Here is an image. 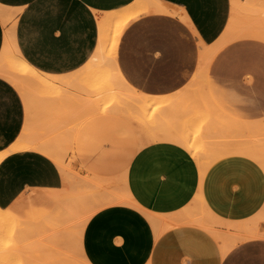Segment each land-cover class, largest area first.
<instances>
[{
    "label": "crops",
    "instance_id": "0c3cea01",
    "mask_svg": "<svg viewBox=\"0 0 264 264\" xmlns=\"http://www.w3.org/2000/svg\"><path fill=\"white\" fill-rule=\"evenodd\" d=\"M136 1L0 0V6L17 13L16 43L22 57L36 70L66 79L84 70L93 57L99 39L98 16L122 10ZM156 1L169 13L143 14L128 25L119 42L117 67L134 91L170 96L190 83L202 50L226 33L232 0ZM4 45L5 26L0 18V57ZM206 76L212 84H231L208 87L207 94L218 110L217 98L225 89L230 95H264V41L245 38L229 42L215 54ZM248 77L253 80L252 86H242ZM77 87L62 86L60 90L81 94ZM253 104H238L241 106L229 107L228 111L244 112L242 121L249 123L253 111L264 114V103L258 107ZM57 108L45 120L47 124L39 125L61 126L53 117ZM119 110L113 118L121 114ZM28 115L22 95L0 76V154L21 137ZM75 120L68 119V125ZM63 133L62 140L51 142L62 158H71L61 149L72 132ZM132 148L123 172V189L127 187L135 206L107 204L89 219L81 239L82 255L89 264H264V167L260 162L231 154L213 162L202 175L192 155L171 141L148 142L146 135L141 147ZM101 169V174L107 173L103 166ZM64 186L62 171L53 156L44 152H12L0 162L1 209L9 208L24 194L61 191ZM123 189L109 191L104 185L96 193L100 192L102 199L115 191L123 194ZM197 197L218 222L216 230L235 235L236 230H227L219 222L259 223L260 235L240 241L224 254L222 242L213 233L188 221L189 213L196 210ZM146 212L163 219L159 222L161 226L167 224L164 233L155 232Z\"/></svg>",
    "mask_w": 264,
    "mask_h": 264
},
{
    "label": "bare ground",
    "instance_id": "6f19581e",
    "mask_svg": "<svg viewBox=\"0 0 264 264\" xmlns=\"http://www.w3.org/2000/svg\"><path fill=\"white\" fill-rule=\"evenodd\" d=\"M240 4L241 3L239 0H232V18L226 33L214 45L202 50L198 68L190 83L180 92L170 96H149L134 91L122 78L117 67L118 46L125 29L132 21L143 14H150L154 12L169 13L168 9L160 2L156 0H137L135 3L122 10L99 15V39L93 57L84 67V70L66 79H60L48 74H44L32 67L22 57L16 43L17 13L13 10H9L10 8L0 6V18L2 19L5 26V45L0 57V76L8 80V82H10L19 91L26 103L29 113L26 126L21 137L8 151L0 154V162L12 152L23 150H36L44 152L50 156H53V161L62 171L65 185L64 188L66 191L70 190V188L75 183L74 176L70 172V169L66 165L64 159L60 156V154L57 153L51 140L41 138L32 139L28 137L29 130L35 120L42 119L44 122L45 120L49 119V117H51L50 114L54 112L53 110L57 108L59 104L58 97H46L42 102L43 114L41 113L40 116H37L34 114V100L32 99L31 92L32 88L44 90L43 92L55 93L59 91L62 86H83L82 82L84 81V76L89 74L91 75L93 73L94 75H97L98 79L95 82L97 83V86H101L103 93H113L115 97L118 99L120 98L122 103L125 102L127 106L134 108L135 111H145L148 109L157 111L160 110V117L157 118L156 121L151 125L150 130H146L147 141H171L172 143L178 144L180 147L185 148V150H187L188 153L192 155V158L197 161L198 165L201 166L202 175H204L208 169L206 166V160L213 159L214 161L217 158H222V156L224 157L230 154H240V146L225 148L227 146L221 147L219 145L221 147L220 148L217 146L211 147V144H208L210 142L207 141L209 138L212 136L217 138V135L215 136L217 133L220 134L218 137H221V133H224L223 127L225 123L223 124V122L218 119V115L220 114L216 115V118L218 119L216 122H210L205 127L203 126L201 128L200 134L198 135H203L204 139H206L204 133L207 131L205 134L210 136L208 137L206 135L208 137L206 142L208 143H206L203 138H201L203 140H198V136L192 137L191 134L185 133L184 129H179L180 124L183 125L181 120L184 121L186 115L185 111L191 109L194 110L198 107L200 108L204 104L210 105V107H212L211 100L209 99L207 93H205L203 90L204 86H207L203 83V77L206 76L205 74L209 64L215 54L223 46L232 41V36L238 33V29L244 25L250 31H244L241 34L242 38L252 36L254 39L264 41V0H250L251 8H256L258 4H262L263 7L258 10H252L253 13L251 12L250 14H247V17L242 14L243 12L241 11ZM195 83H199L200 86L202 85V89L200 88L203 90L202 96H197L195 94V90L192 86ZM117 107L119 108L120 105H117ZM224 137L226 138V136ZM235 137L232 140H237L238 137ZM251 138L252 141H248L251 145L249 144L250 146H246L245 148L246 156L254 158L264 167V126L256 125L251 131ZM238 140L237 142L241 141V138L239 141ZM225 143L227 144V140ZM236 145H238V143H236ZM123 190V194L117 193L115 191L113 194L105 195L102 199H99V201H97L92 208L84 211L85 217L82 219V222L78 228V232L75 234L77 240L76 243L78 250L80 251L83 264L89 263L86 261L81 251L82 234L85 225L94 215V213L102 206L111 203H125L134 205V200L132 201L130 198L131 196L128 195L129 193L127 187ZM55 192L57 191H33L19 197L9 208H0V237H2L4 233L8 232L9 226H12L16 222L21 225L20 231L22 233H32L35 229L38 230L37 232L40 236L43 233L44 237H46V230H52L53 235H51L52 237H48V239L57 237L60 233V229L58 228L57 224L60 220L61 209L68 210V212L69 210L74 211L75 207L73 206L75 204L69 201V195L57 194ZM25 209H28L27 215L24 214V216L26 215L27 217L22 218L23 213H25ZM146 213L149 214L148 217L155 226V232L158 234L164 233L166 227L163 226H166L167 224L164 225L162 223L163 226H161L160 222H163V219L157 220V215L154 214L156 216V218H154L153 214L149 212ZM69 215H74V213L70 212ZM159 217L161 218V216ZM188 221L192 223V226H194L193 224H197L201 226L202 229L204 228L213 233L216 238L219 239L218 241L222 242L220 244H222L221 248L224 254H226L232 246L239 244L240 241L260 235L258 226L259 223H254V225L251 223L241 224L239 227L240 234L238 235L222 234L215 229L214 224L216 219L214 216L208 213L203 204L202 198L200 197L196 198V212H192V214L188 216ZM258 222L261 223V220ZM179 224L181 223L179 222ZM41 225L45 228L41 229ZM168 226L171 228L170 225ZM169 228L167 227V229ZM158 237L159 236H157V238Z\"/></svg>",
    "mask_w": 264,
    "mask_h": 264
},
{
    "label": "rangeland",
    "instance_id": "374dc122",
    "mask_svg": "<svg viewBox=\"0 0 264 264\" xmlns=\"http://www.w3.org/2000/svg\"><path fill=\"white\" fill-rule=\"evenodd\" d=\"M239 1L241 3L242 14L246 17L247 14L253 13L252 10H258L263 7L262 4H258L256 8H251L250 0ZM244 31L247 32L249 30L243 25L238 29V33L232 36L231 43L240 42L241 39H245L241 36ZM246 39L253 38L252 36H247ZM97 79L98 77L94 73L84 76L83 86H75L82 93L76 95L65 94V91H61L60 89L53 93L32 88L33 110L37 116H40L41 113L43 114L42 102L46 97H58L59 107L53 117L57 124L60 122L61 126L57 125L56 128L42 127L39 125L42 124V119L35 120L29 130L28 137L32 139L62 140L64 138L63 131L69 130L72 132V135L63 143L61 151L66 156L72 155L71 158L66 157L63 159L73 174L75 183L70 190L66 191L64 188L62 191L55 193L69 195L70 198L68 199L75 204L73 206L75 210H69L68 212V210L61 209L60 220L57 224L60 233L57 237L51 239H48V237H52V230H46V238L43 233L40 236L37 232L38 230L35 229L32 233H22L20 231L21 225L17 222L9 226L8 232L0 237V264H83L75 234L78 232L79 225L85 217L84 211L92 208L99 201L100 192H96L98 189L104 188V185H108L109 191L116 188L120 191L123 189V172L131 156L132 146L141 147V144L146 139V130H150L151 125L160 117L161 112H159L160 110L152 109L135 111L134 108L127 107L126 103H122L120 98L115 97L113 93H103L101 86H97L95 82ZM203 83L207 85L203 89L205 93L208 92V87L231 86L229 82H224L222 85L212 84L206 76L203 77ZM252 84L253 80L250 77L244 79L242 82V86L244 87L247 85L252 86ZM192 86L195 94L202 96V85L200 86L199 83H195ZM224 92L227 93L224 94ZM219 98H217V102L220 103V110L213 105L210 107V105L204 104L200 108L185 111L184 121L181 120L183 125L180 124L179 129H184L185 133L191 134L192 137L198 136L203 126L205 127L210 122H216L219 119L223 124L225 123L223 127L224 133H221V137H218L220 134L217 133L215 134L217 138L212 136L213 138L211 137L207 140L210 136L205 134L207 133L206 131L204 133L206 139L201 135L198 136V140L203 138L205 142L206 140L210 141L206 143L211 144V147L227 146L225 148H231L240 146V154L246 155L245 148L251 145L248 141H252L251 131L256 125L264 126V114L258 115V111H253V119H249L250 122L248 123L242 121L245 119L244 112L241 113L240 110H237L235 114V112H232L233 110L228 111V109L229 107L234 109L241 106H238V104L248 105L251 102L252 104L254 103L253 107L261 106L264 103V95L254 94L247 97L239 95V93L230 95L228 89H225L224 91L222 90ZM117 105H120V107L118 108ZM224 107L225 109H223ZM117 108L120 109L121 114L115 119L112 116L113 113H117ZM217 114H220L218 115V119L216 118ZM70 118L76 119L73 121L72 126L68 125V119ZM44 123L47 124L46 121ZM234 137H238L237 140L241 138V141L232 140ZM226 140L227 144L225 143ZM204 146L206 147L205 144ZM216 160H206V166L209 167ZM101 165L107 170V173L101 174ZM199 167L201 170V166ZM27 211L28 209L24 210L25 213H23L22 218L27 217ZM70 212L74 213V215H69ZM24 214L26 215L24 216ZM216 223L218 222L216 221L214 226ZM219 224L221 227L225 225L227 230H236L237 234L235 235L240 234L239 227L241 224L222 222H219ZM44 228L41 225V229ZM219 232L224 235L229 234L228 232Z\"/></svg>",
    "mask_w": 264,
    "mask_h": 264
}]
</instances>
